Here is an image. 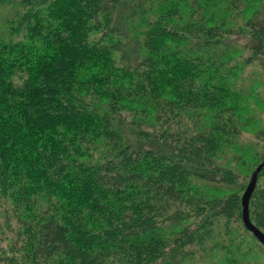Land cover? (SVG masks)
Listing matches in <instances>:
<instances>
[{
    "label": "trees",
    "instance_id": "16d2710c",
    "mask_svg": "<svg viewBox=\"0 0 264 264\" xmlns=\"http://www.w3.org/2000/svg\"><path fill=\"white\" fill-rule=\"evenodd\" d=\"M263 32L264 0H0V264H264Z\"/></svg>",
    "mask_w": 264,
    "mask_h": 264
},
{
    "label": "water",
    "instance_id": "95a60500",
    "mask_svg": "<svg viewBox=\"0 0 264 264\" xmlns=\"http://www.w3.org/2000/svg\"><path fill=\"white\" fill-rule=\"evenodd\" d=\"M264 51V32L262 39ZM264 167V160L260 161L251 171L248 181L240 197V217L244 227L264 246V233L250 220L249 217V198L255 187L258 173Z\"/></svg>",
    "mask_w": 264,
    "mask_h": 264
},
{
    "label": "rangeland",
    "instance_id": "374dc122",
    "mask_svg": "<svg viewBox=\"0 0 264 264\" xmlns=\"http://www.w3.org/2000/svg\"><path fill=\"white\" fill-rule=\"evenodd\" d=\"M247 181H248V179H247ZM4 201H0V227H1V223H2V221H3V219L1 218V213H3V211H2V209H3V207H4V205L2 204ZM2 211V212H1ZM5 212V211H4ZM12 224L14 225V221L12 220ZM258 258H260V257H258ZM262 260H264V256H263V258H261V261Z\"/></svg>",
    "mask_w": 264,
    "mask_h": 264
}]
</instances>
